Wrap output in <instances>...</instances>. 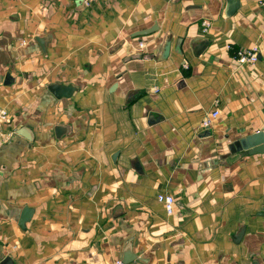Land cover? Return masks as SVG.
Segmentation results:
<instances>
[{
	"label": "crops",
	"instance_id": "obj_1",
	"mask_svg": "<svg viewBox=\"0 0 264 264\" xmlns=\"http://www.w3.org/2000/svg\"><path fill=\"white\" fill-rule=\"evenodd\" d=\"M233 1L0 0V264H264V154L235 151L264 128V14Z\"/></svg>",
	"mask_w": 264,
	"mask_h": 264
},
{
	"label": "water",
	"instance_id": "obj_2",
	"mask_svg": "<svg viewBox=\"0 0 264 264\" xmlns=\"http://www.w3.org/2000/svg\"><path fill=\"white\" fill-rule=\"evenodd\" d=\"M236 1L228 0V13L233 12L234 8L237 6ZM156 29V25H154L151 28L138 30L132 33V36H139V35H145L153 32ZM170 48V42L167 41L164 49H163V57H166L168 55ZM7 78V77H6ZM49 91L56 97V98H62V97H68L71 95L73 91V87L71 85H62L60 83H52L48 86ZM61 129L59 127L56 128V133H58ZM18 134L23 135L25 137H28L24 130L20 129L17 131ZM246 151L249 154H264V128L262 130L255 131L254 133H251L245 137H242L238 139L235 143V151ZM117 153L115 154V156ZM113 156L112 158H114ZM242 236V231L238 235L237 240L240 239ZM135 259V255L131 253L130 251H125L123 253L122 257V264H129L131 261ZM10 261L8 258L4 259V263H8Z\"/></svg>",
	"mask_w": 264,
	"mask_h": 264
},
{
	"label": "built area",
	"instance_id": "obj_3",
	"mask_svg": "<svg viewBox=\"0 0 264 264\" xmlns=\"http://www.w3.org/2000/svg\"><path fill=\"white\" fill-rule=\"evenodd\" d=\"M258 7L262 10L264 14V0H257ZM209 23H203V29L206 30L208 28ZM142 46V44H140ZM233 60L238 63V65H253L258 60V48L253 46L249 48H240L235 50L233 55ZM183 65H187L185 62ZM219 115V111L215 109L210 112L208 115L202 118L201 120V128L206 129L209 128L213 122V120ZM11 118L4 109H0V148L8 141L11 133H4L2 130V125L5 123H10ZM157 200L163 204L165 211L168 214H171L174 211L175 199L172 195L167 194H159L157 196ZM117 264H122L120 260L116 262Z\"/></svg>",
	"mask_w": 264,
	"mask_h": 264
}]
</instances>
